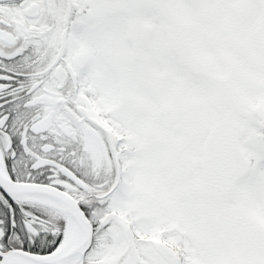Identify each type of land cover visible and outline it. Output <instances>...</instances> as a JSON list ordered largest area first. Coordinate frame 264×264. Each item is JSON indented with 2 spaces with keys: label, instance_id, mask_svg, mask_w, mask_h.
I'll return each instance as SVG.
<instances>
[{
  "label": "snow or ice",
  "instance_id": "snow-or-ice-1",
  "mask_svg": "<svg viewBox=\"0 0 264 264\" xmlns=\"http://www.w3.org/2000/svg\"><path fill=\"white\" fill-rule=\"evenodd\" d=\"M0 264H264V0H0Z\"/></svg>",
  "mask_w": 264,
  "mask_h": 264
}]
</instances>
